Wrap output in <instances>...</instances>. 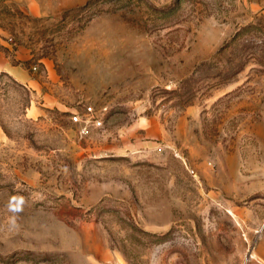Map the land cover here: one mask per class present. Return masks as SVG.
<instances>
[{
  "label": "rangeland",
  "instance_id": "1",
  "mask_svg": "<svg viewBox=\"0 0 264 264\" xmlns=\"http://www.w3.org/2000/svg\"><path fill=\"white\" fill-rule=\"evenodd\" d=\"M0 264H264V0H0Z\"/></svg>",
  "mask_w": 264,
  "mask_h": 264
},
{
  "label": "built area",
  "instance_id": "2",
  "mask_svg": "<svg viewBox=\"0 0 264 264\" xmlns=\"http://www.w3.org/2000/svg\"><path fill=\"white\" fill-rule=\"evenodd\" d=\"M71 123L75 125L82 137L89 136L93 131L104 128L103 111L94 105H86L82 111H76L70 116Z\"/></svg>",
  "mask_w": 264,
  "mask_h": 264
},
{
  "label": "crops",
  "instance_id": "3",
  "mask_svg": "<svg viewBox=\"0 0 264 264\" xmlns=\"http://www.w3.org/2000/svg\"><path fill=\"white\" fill-rule=\"evenodd\" d=\"M3 69L6 72H8L9 74H11L15 79H19V80H22L24 82L28 81V75L22 69H20L17 66H13V65L6 63L3 66Z\"/></svg>",
  "mask_w": 264,
  "mask_h": 264
}]
</instances>
